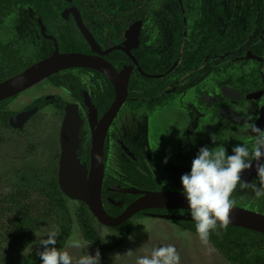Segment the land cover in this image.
Listing matches in <instances>:
<instances>
[{
    "label": "flooded vegetation",
    "instance_id": "1",
    "mask_svg": "<svg viewBox=\"0 0 264 264\" xmlns=\"http://www.w3.org/2000/svg\"><path fill=\"white\" fill-rule=\"evenodd\" d=\"M208 1L202 11H186L183 0H165L168 11H151L160 0H41L43 11H36L32 0H0V24L14 20L10 38L0 41V81L48 57L56 45L59 52L99 57L115 74L111 78L96 68L69 67L0 100V139H28L27 159L43 161L41 169H20L12 192L27 184L33 198L34 179L47 183L56 177L58 182L68 113L77 124L64 133L76 136V157L88 170L93 139L103 135L101 199L112 216L143 195L116 187L180 193V177L190 171L200 147H224L229 153L237 144L251 149L253 134L246 123L264 129V0L256 11H204ZM22 44L32 46L30 55L23 54ZM39 52L43 55L36 57ZM115 76L126 85L124 98L112 119L103 122L117 97ZM23 112L29 113L26 120L11 121ZM241 179L258 183L255 162ZM231 198L235 206L253 205L255 211L264 206V198L239 185ZM136 215L197 236L187 227L193 222L188 207L144 208L122 223L131 229Z\"/></svg>",
    "mask_w": 264,
    "mask_h": 264
},
{
    "label": "clouds",
    "instance_id": "2",
    "mask_svg": "<svg viewBox=\"0 0 264 264\" xmlns=\"http://www.w3.org/2000/svg\"><path fill=\"white\" fill-rule=\"evenodd\" d=\"M252 117H249L251 120ZM246 128L253 134V146L237 144L228 149L219 147L213 150L205 145L199 148L191 162L190 171L180 177V194L184 197L194 221L196 234L202 244L207 245L213 232L219 235L220 229L229 223V212L235 201L232 193L239 185L250 188L257 199L264 198V129L255 123H246ZM168 159L165 158L166 164ZM255 162L256 182L246 183L241 175ZM36 235V234H35ZM60 228L52 225L45 237L29 244L27 253L37 247L36 254L40 264H101L99 253L89 255L79 238L68 242V247L82 249V254L75 258L64 248L57 247ZM180 255L173 245L153 248L148 254L140 255L136 264H180Z\"/></svg>",
    "mask_w": 264,
    "mask_h": 264
},
{
    "label": "rangeland",
    "instance_id": "3",
    "mask_svg": "<svg viewBox=\"0 0 264 264\" xmlns=\"http://www.w3.org/2000/svg\"><path fill=\"white\" fill-rule=\"evenodd\" d=\"M243 1L225 0V4L233 7ZM183 3L186 11H202L207 0H183ZM165 7V0H160V5H157L151 11H168ZM18 16L22 17L20 13ZM12 25H14L12 17L0 24V41H6L10 38L13 33ZM21 48L24 55L31 54L32 46L22 44ZM28 147L29 140L23 137L0 139V199L13 191L14 180L20 169L32 166L38 169L43 167L41 159H27L29 157L27 154ZM41 177L48 179L51 176L41 175ZM40 201L42 202V200ZM3 203H0V211H2V213L0 212V264H18L28 254L26 250L29 244H32L37 239L36 236L45 237L53 224L51 220H47L41 229L34 231L30 235L26 246L22 248L20 246V237H12L8 234V229L3 226L13 218V214L5 209L6 203ZM66 204L70 210L73 225L64 249L68 250L75 258L82 254V249L70 248L68 247V242L73 238H79L83 248L86 249L89 255L99 253L101 264H136L138 256L148 254L155 247L167 245H173L176 248L181 258L180 264H236L227 261L217 252L210 241L207 245H204L196 235L183 233L175 225L165 224L157 219L147 218L143 215H136L131 219V232L125 242L108 252L97 250L83 240L80 234L75 215L79 202L67 198ZM253 204L255 205L254 202ZM95 229L97 233L106 239H111L118 233V229L115 227L103 226L100 223H95ZM36 249L37 247L34 246L32 252Z\"/></svg>",
    "mask_w": 264,
    "mask_h": 264
},
{
    "label": "water",
    "instance_id": "4",
    "mask_svg": "<svg viewBox=\"0 0 264 264\" xmlns=\"http://www.w3.org/2000/svg\"><path fill=\"white\" fill-rule=\"evenodd\" d=\"M69 10L78 11L75 7H71ZM75 17L84 36L94 47L93 39L81 23L79 15L77 14L76 16L75 13ZM42 30L44 31L43 26ZM74 66L96 68L111 78L115 75L111 65L103 59L80 52H59L58 46L56 45L54 52L48 57L31 64L18 74L0 81V100L30 87L54 72ZM113 79L115 80V86L117 88V97L113 106L102 116L101 121L103 122L112 119L125 94L126 85L124 81L123 84L118 83V79H123L118 78V76H115ZM28 115V112H23L13 117L11 121L13 122L15 119L24 121ZM76 124V118L68 113L62 128L63 150L59 161L58 184L61 191L67 197L73 200L83 201L87 204L92 214L101 224L112 227L118 226L137 211L159 205L188 207L184 197L177 192H143L133 188L116 187V190L122 192L142 193L143 195L125 207L120 214L116 216L108 214L103 207L101 199L103 135L97 139H93L91 166L90 170H88L85 163L80 162L76 157V136H67L64 133L66 129H76ZM167 218L170 217L167 216ZM171 218H182V216H171ZM228 225L255 230L264 234V213L234 205L229 212Z\"/></svg>",
    "mask_w": 264,
    "mask_h": 264
},
{
    "label": "trees",
    "instance_id": "5",
    "mask_svg": "<svg viewBox=\"0 0 264 264\" xmlns=\"http://www.w3.org/2000/svg\"><path fill=\"white\" fill-rule=\"evenodd\" d=\"M40 1L32 0L37 7L35 8L36 11H43L42 6L38 4ZM261 7L263 4L260 0H246L243 6L235 5L233 7L226 6L224 0H209L204 11H256ZM63 49L75 50L76 48L65 46ZM42 55V52H39L38 55L36 53V57ZM10 56H12V60L16 59L14 55ZM5 59L6 57L2 58V60ZM23 186L24 188L18 187V191H14L3 198V202L6 203L5 209L13 214L12 220L3 225L8 229V234L12 237H20V246L24 248L30 235L41 229L47 220H51L53 225L60 228L57 247L63 248L71 234L73 219L66 204L68 197L61 191L57 178L51 177L47 183L40 179H34L31 183L33 198H30L32 194L27 184ZM78 202L75 215L80 234L83 240L95 249L108 252L128 239L131 229L127 223H122L118 227V233L111 239H106L97 233L94 226L97 223L96 218L87 204L83 201ZM106 204L112 207L108 202ZM249 207L253 209L252 206ZM256 210L264 213V206L258 205ZM0 212L2 213V211ZM187 227L196 233L194 221L187 224ZM217 230L219 235L213 232L209 241L227 261L236 264H264L263 233L233 225H227L223 229H220L218 225ZM36 251L37 249L30 254L28 253L18 264H40V258Z\"/></svg>",
    "mask_w": 264,
    "mask_h": 264
},
{
    "label": "crops",
    "instance_id": "6",
    "mask_svg": "<svg viewBox=\"0 0 264 264\" xmlns=\"http://www.w3.org/2000/svg\"><path fill=\"white\" fill-rule=\"evenodd\" d=\"M66 244H67V242H66ZM66 244H65V246H66ZM65 246H64V247H65ZM64 247H63V248H64Z\"/></svg>",
    "mask_w": 264,
    "mask_h": 264
}]
</instances>
